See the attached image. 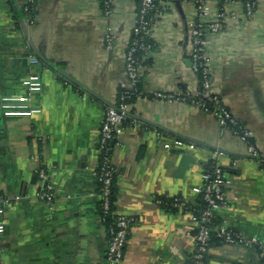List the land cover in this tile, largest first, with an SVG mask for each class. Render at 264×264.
<instances>
[{
	"label": "crops",
	"instance_id": "crops-1",
	"mask_svg": "<svg viewBox=\"0 0 264 264\" xmlns=\"http://www.w3.org/2000/svg\"><path fill=\"white\" fill-rule=\"evenodd\" d=\"M24 1L0 0V98L22 94V81L34 72L42 89L32 105L40 113L4 117L0 110V196L10 201L0 215V260L105 264L96 140L106 108L127 83L126 43L139 0H113L108 14L103 0H35L30 25L24 24ZM208 3L209 21L219 10L224 14L219 31L207 35L211 90L250 136L242 141L209 113L155 97L195 90L197 83L189 59L193 1L155 0L149 64L139 74L142 95L111 154L113 210L133 219L120 264H189L196 225L188 212L155 200L198 206L201 172L212 157L229 182L216 225L264 243V0H257L250 18L238 0ZM191 143L194 150L186 148ZM39 168L55 196L51 209L36 197ZM206 264L263 261L255 247L210 242Z\"/></svg>",
	"mask_w": 264,
	"mask_h": 264
},
{
	"label": "built area",
	"instance_id": "built-area-1",
	"mask_svg": "<svg viewBox=\"0 0 264 264\" xmlns=\"http://www.w3.org/2000/svg\"><path fill=\"white\" fill-rule=\"evenodd\" d=\"M113 0H103L102 5L106 12L109 13ZM194 5V14L189 29V59L190 71L196 78L195 90H183L173 94L155 93L156 98L175 100L195 106L202 111L212 115L221 127H228V124L235 125L229 111L221 103L218 95L211 90L210 63L207 54V35L215 34L219 31L223 19V11H217V17L209 21L208 17L212 12L208 0H192ZM242 3L245 16L250 18L257 8V0H238ZM35 0H25L22 11L24 15V24L33 23L32 12ZM156 11L155 0H139V5L135 14V20L131 26L130 37L126 43L125 51V73L127 83L123 87V92L119 97L117 108L107 107L102 119L99 122L98 134L96 140L98 162L97 171H94L95 181L100 185L97 196L99 200L100 220L105 226L108 235V245L106 250L105 264H120L123 249L125 247L130 227L133 219L125 215L118 214L111 210L110 205V186L115 176V169L111 164V154L115 146L117 137L123 130L127 113L131 106L125 100L135 90L139 81V74L142 68L141 60L136 56L137 51L144 54L150 53L152 49L151 31ZM107 49L112 47V36L107 31L105 35ZM30 65H36L38 61L29 56ZM23 93L20 95H5L0 98V110L4 117H23L29 118L40 113V109L32 105V97L42 89V81L38 74L32 72L22 81ZM141 94V93H140ZM142 95V94H141ZM240 129V128H239ZM236 133V132H235ZM242 141H246L250 133L240 130L236 133ZM178 147L183 145L176 143ZM188 150H194V144L186 146ZM248 154L255 156L256 152L250 147ZM38 180V190L36 191L37 199L44 203L49 209L52 208L55 196L46 188L47 172L43 168L35 171ZM202 186L199 191L200 200L204 207L198 211L199 206L188 205L180 199H171L164 201L169 203L171 209L188 212L193 224L196 225V234L194 236V248L190 257L189 264H203L207 256L211 236L214 234L220 244H228L241 247H255L258 251L259 258L264 264V243L255 237H245L242 234L228 229L224 224L212 225L216 213L226 205L225 188L228 185V177L224 170L212 157L201 172ZM164 202L155 200L158 205ZM10 201L0 196V215L3 209L8 206ZM111 217L110 224H106V217ZM4 231V225L0 222V235ZM0 264H9L0 260Z\"/></svg>",
	"mask_w": 264,
	"mask_h": 264
},
{
	"label": "trees",
	"instance_id": "trees-1",
	"mask_svg": "<svg viewBox=\"0 0 264 264\" xmlns=\"http://www.w3.org/2000/svg\"><path fill=\"white\" fill-rule=\"evenodd\" d=\"M148 55H149V53L144 54V52H142V51H139V50L137 51L136 56L138 57L139 60H141V66H147L149 64ZM141 83L142 82H141V80L139 78V81H138L137 85L135 86V90L132 92L133 95H131V97H129V98H127L125 100V102L131 106V109L129 110V114L126 117L125 122L129 121L130 115L132 113V107H133L135 101L142 94ZM123 90H124L123 87L118 88V90H117V97H116V101L114 103L115 108H117V106L119 104V102H118L119 101V97H120L121 93L123 92ZM228 127L231 128L236 133L240 132L239 126L237 124H235V125L228 124ZM261 165L264 167V161H262ZM96 171H97V168H96ZM96 185H97V191H98V189L100 188V185L97 182H96ZM109 200H110L111 210H113L114 205H116V200H117V190H116V186H115V176L113 177V180H112V183H111V186H110ZM98 205H99V202H98ZM164 205H165L166 208H170L171 209V207H169V203L164 202ZM198 206H199L198 211L204 207V203L200 199H199V205ZM171 210H174V209H171ZM111 217L112 216H107L106 217V224H110ZM211 224L214 225V226L217 224L216 218H213ZM210 242L219 243L218 239L215 238L214 234L211 236V241ZM203 264H206V257L203 260Z\"/></svg>",
	"mask_w": 264,
	"mask_h": 264
},
{
	"label": "water",
	"instance_id": "water-1",
	"mask_svg": "<svg viewBox=\"0 0 264 264\" xmlns=\"http://www.w3.org/2000/svg\"><path fill=\"white\" fill-rule=\"evenodd\" d=\"M31 48L33 49V52L43 61V59L40 57V55L38 54V52L36 51V49L31 45ZM64 74V73H62ZM109 107L115 108L114 105H111ZM129 114V112L127 113V115Z\"/></svg>",
	"mask_w": 264,
	"mask_h": 264
},
{
	"label": "rangeland",
	"instance_id": "rangeland-1",
	"mask_svg": "<svg viewBox=\"0 0 264 264\" xmlns=\"http://www.w3.org/2000/svg\"><path fill=\"white\" fill-rule=\"evenodd\" d=\"M34 95H35V94H34ZM34 95H33V96H34Z\"/></svg>",
	"mask_w": 264,
	"mask_h": 264
}]
</instances>
